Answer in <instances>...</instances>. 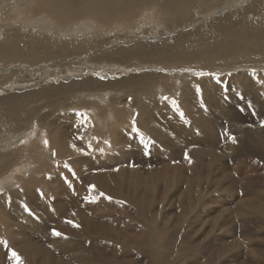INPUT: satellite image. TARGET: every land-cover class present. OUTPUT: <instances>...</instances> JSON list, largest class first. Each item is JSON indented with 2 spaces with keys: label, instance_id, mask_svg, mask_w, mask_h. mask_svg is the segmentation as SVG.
Instances as JSON below:
<instances>
[{
  "label": "bare ground",
  "instance_id": "6f19581e",
  "mask_svg": "<svg viewBox=\"0 0 264 264\" xmlns=\"http://www.w3.org/2000/svg\"><path fill=\"white\" fill-rule=\"evenodd\" d=\"M191 1L192 0H166V2L170 4L171 7L176 8L174 11L176 12V14H178V16H184L189 13ZM240 1L241 0H226L225 2L229 4L228 8L226 7L228 5H225L224 3L219 7V9L213 11L214 15L212 17H215L218 14L223 15L219 18L220 23L217 27L219 28L218 31L222 32L224 37L221 41H218L220 37L216 39V41L218 42H216L214 45L219 47L224 46L226 48H229V50H236L238 46L243 47L246 41V37L253 34L256 38L259 39V43L264 47L263 24H237L234 20H232L233 18H231L229 14H223L228 13L231 8L236 9V7L234 6L237 5ZM133 2L141 4L142 0H0V13L1 15H3V12H5V15L11 16L10 18L13 17V22H15L23 15H26L29 10L48 11L64 18L71 17L73 15H75V17L79 15H86L84 16V18L86 17V20H83L80 24V28L85 29L87 27H95L94 20L90 18L93 14H96L98 18H101L105 21L114 19L119 16L118 13L123 6V9H127L128 11L134 10L135 8L132 6L134 5L132 4ZM156 19L157 18H154L153 20ZM182 19L183 18H179V20ZM205 19H207V17ZM1 22L2 24L4 23L3 21ZM30 22H32V20L27 21L26 24ZM161 23V20L158 18V26L164 25L163 23ZM2 24H0V26ZM80 28H78V24L77 27H73V29L68 26V29L71 31L76 29L79 30ZM58 29H60V27ZM99 30L96 31L98 32ZM186 33L183 32V34H180L179 37L176 38V49L164 44L163 41H159V44L156 43L149 46L148 44H150V42L147 40H153L152 38L157 36L156 33H152L151 36L146 35L147 37L142 38L145 39V42L148 43H143L144 40L141 41L138 38L136 40H129L131 38V35H129L130 38L124 39L128 40L126 41L127 43H125V45H123L122 43L120 45H113V47L111 46L110 49L102 52L103 54H101L100 59H106L109 57H117L118 59L120 57H127L130 54L132 56L133 53L146 52L147 54L153 53V55L158 57H156L157 60L160 59L165 61V59L169 60V57L176 51V55L180 53V55L184 58H188L193 55L195 56L196 54L203 52L205 53V42H194L192 44L188 43V45L185 46H178L179 42H188L189 40L187 36L193 35L194 31L190 33L188 31ZM101 35H98L99 38ZM126 35H128V33ZM5 38L3 41H0V60L3 61L0 62V65H2L0 66V96L4 95L3 92L5 90H7L6 92H9L8 89H6L8 88L6 87V83L15 84L16 88L25 89L26 87V89H28L27 87L31 84H28V82H31V80H36L41 84V80H47L48 78L70 76V74L73 73H75V75L77 73V75L79 76L80 72L87 71L88 66H86L85 64H83L85 66L79 64L80 66H76L77 68L72 66V68L70 69H64V67L62 69L60 67H54L58 62H56L53 67H50V65H46L47 61L46 63H44L43 60L35 62L38 58V52L36 51L37 49L34 42L31 40L26 45V47L28 46L27 50H29V53L27 54V57L29 58L24 59L20 61V63H18V59L15 58L20 56L24 51L23 49L20 50L18 36L16 35L13 37H8L6 39ZM138 40H140L141 42ZM52 46L57 45H55L54 43L43 44L42 47L51 48ZM91 46L90 48H93ZM81 49L80 52H82ZM163 50L169 52V56L165 57L163 55V52H161ZM44 55H46V53ZM208 57H210V55ZM148 59H150V57ZM148 59L147 62H149ZM157 60L155 59L153 63L157 64ZM160 60H158V64ZM80 61L81 60L79 59V63ZM141 61L144 60L142 59ZM112 62L116 63V65L114 66L112 64H107L103 67H100V65L96 66L100 68V71L96 70L97 73L102 74L109 71L115 73V70L128 68L129 66L120 63L121 61ZM60 63L62 64V62ZM74 63L76 64L77 62ZM15 65L19 67L15 68ZM58 65L60 66V64ZM6 68L15 69L8 73ZM154 69L156 68L154 67ZM259 74H245L243 76V79H241V84L243 85L242 87L243 89H245L244 92L246 91L248 95L247 98H249V100L252 102H250L249 104H243L244 107H242L244 114L238 112L232 113V116L234 118L241 120V122L239 123H237L236 121H232L235 125L231 123V121H228L227 123V120L229 119L226 118L225 121H212L213 119L211 120V115H206L203 112L204 106L196 104L193 105L194 107L191 108L190 112H185V117H183V112L180 109L174 107L176 106L174 102H172L171 100L163 101L162 98L161 104L159 105V99L157 100L155 97H151L149 93L148 96L146 93H144L146 90L142 92L141 87L137 90L138 92H136V90L130 91V99L134 98L135 104H128L127 102H123L121 98H119V100H115L114 102L105 101V98L107 97L106 95L108 87H115L116 85L122 86L123 83L128 82V78L127 80L126 78H124V80L122 78L121 82H113L110 80H94L90 78L92 77L91 75L89 78L85 77L86 79L79 81L76 80L78 77L77 76L73 79L70 78L69 82L60 83L51 87L49 86L41 90L39 89V91H34L33 89V92H27L20 95L7 94V96L5 95L2 97L3 100L0 97V101L6 104H14L16 101L30 98L38 93H43V95L48 94L54 97H56V95H59L61 97V99L59 100L60 102L55 104V108L53 109V111L51 110V112L41 113V111L39 110L32 113L26 112L22 115H19L18 117H15L14 119H4L0 123V189L2 188L5 190L0 192V254L3 251H6V248L9 251H15L20 256L24 264H33L34 260H49L51 255L47 254V249L42 247L41 244L34 243L32 239L28 237L29 234L26 235V230L23 231L21 225L19 226L17 224H12V219L16 218L25 224V228L28 227V229L37 231L45 227L44 219L47 218L52 221L54 230L61 233V235L57 236L54 235L53 232H47L44 237L45 239L54 238L57 241H63L64 246L66 244V247L68 246V249H71L75 245H79L86 240L95 242L87 250V253L89 254V257L87 259H89L90 264H100L99 262L104 261L108 256H112L115 258L118 257L117 254L120 253V251L117 247V239H115V228L112 225L113 221L115 222V220L112 218V214L109 215V213L112 212L111 207L113 206V202L116 201L115 198L118 197V199L123 202L134 203L135 207H137L138 210H146L149 205L153 204V200L152 198H150L151 196L149 192L155 190V188H158L157 183L159 182V180H164L163 183H165L166 191H169L173 187V178L178 172V167L174 165L173 162H169V164H165L166 166L163 165L161 167H158L157 169L155 167L151 171V174L153 173L152 176H154L157 180L156 185H150L146 189H144L142 186L143 191L140 193L141 180H139L136 175L132 174V172H127V170L123 169V167L121 166L116 169L115 167L107 163V160L125 161L128 158V152L126 151L131 150V147H133V143L136 145L150 144L151 147L154 146L158 149L163 148L165 142L170 143L171 141L175 143L176 148L178 146H181V149L183 148L182 150L180 149L178 151L179 155H184L185 158L188 159L189 157L192 158V165L188 163L191 165L189 167L192 168L195 165V167L198 168L200 167V163L201 165L205 166L206 162L202 163L203 161H205V158H209L208 164H212L213 166L214 163L221 162V151L219 150L220 147H217L215 145L222 144V142L224 141H221L220 136L217 133H214V130L218 128V124L224 123L225 127H227L229 130H234L237 133L235 136V143H233L231 139L225 141V144L228 146V148L232 149V153H230V155L236 157L237 164L234 167L233 173L227 172V175H225L224 178H226L227 176L230 181L233 182L240 179V181L244 183L245 187H250V185L254 186L257 183L260 184L257 186L264 187V132L260 133L261 131H264V128L256 132L255 127L248 124V122H250L249 114H258L253 111L252 105L261 100H264V75L262 76L260 74L262 76L261 77L258 76ZM88 75H90L89 72L86 76L88 77ZM25 76H29L32 78L27 80L25 79ZM256 76L261 78L257 79ZM195 79L196 78H194V80ZM157 80L160 79L157 78ZM172 81L175 80L173 79ZM208 81L210 82L211 80ZM214 82L216 81L214 80ZM214 82L213 85L215 86L217 82L215 84ZM164 83L165 82H163V84ZM169 83L171 82L169 81ZM237 83L239 84V82ZM128 84L130 83L128 82L127 85ZM174 85H176L175 82ZM174 85L168 87V89L171 91L168 92L166 90L168 95L174 89ZM165 86L166 84H164V89L167 88V86ZM102 87L105 88L99 89ZM159 87L161 86L159 85ZM149 88H151V86ZM205 88L207 87L205 86ZM223 88H225L224 83ZM233 88L236 89L235 87ZM22 89L20 90L22 91ZM194 89H196L195 85ZM239 89L242 91L241 88ZM224 90L226 89H223V91ZM83 92H88L90 97L92 96L97 99L89 100L86 96H84V94H79ZM70 93L71 95H75L76 98L83 99L80 101H76V98H74L72 100L75 101H65L64 99L66 97L72 98L71 96H68V94ZM209 93L210 92H208V94ZM196 94H198V92H196ZM232 94L234 93L232 92ZM221 99L222 98H220L219 100ZM99 100L106 103L100 105L98 102ZM200 103L202 102L200 101ZM164 105H166L172 111V114H168L169 116L171 115V117H175L174 121L170 119L169 121H167L166 115L159 109V107L162 109ZM205 107H207V105ZM72 109H75V111H73ZM150 109L153 114H155V117L157 118L159 124L151 121V118L148 117ZM58 112H60V114H58ZM81 114L84 115L81 116ZM129 114L133 115L130 116ZM105 115L106 117L108 116L106 120L109 121L110 117L111 119L112 117L115 118H113L109 123H106ZM242 116H246L248 118V122L244 121V119L241 118ZM11 120H13L14 122L10 123ZM71 121L73 122L72 124H74L73 126L75 127H71L69 124H66L71 123ZM34 123L37 126L35 128L34 126H32ZM260 125H263V123H261ZM134 127L139 131H134ZM184 134L189 136V139H191V142H193H188V144L182 145L180 143L181 141L179 142V140L180 137ZM44 140L48 141L47 146H45ZM200 143H208L209 145H205L206 147L196 146ZM53 152H55V156L52 155ZM65 164H67L68 167H65ZM28 170L29 173L24 174ZM69 172L71 173V176H69ZM76 173L79 177H81V175L85 177V184L88 186L90 194L89 198L91 205L89 207L87 206V203L82 202L81 198L77 194V191L80 189L83 183H81V179L80 181H76V179L74 178V174ZM194 180L193 183L190 182L189 184V195H193V189L199 190L198 179L195 181ZM175 181L177 180L175 179ZM16 183V189L7 192ZM90 186L95 187L91 188ZM36 191L41 198L38 201H36L35 198ZM101 193L103 195H101ZM128 193H133V195H129ZM143 194L148 195L142 196ZM199 194L200 193L196 194L197 199H200ZM108 197H111V199H108ZM93 199L95 202H93ZM250 202L252 203V201ZM186 207L188 208V210L192 211L196 208V204H194V202H190V204ZM249 209H251L250 211L253 214L262 215L264 214V203L251 204L249 206ZM110 219H112L113 221ZM69 221H71V223H69ZM156 223L157 216L151 215L149 218V226L146 231H142L138 235H130L128 237V245L126 243L120 244V250L122 251V254H124V256H126V254H148V256L155 262V264L161 262L165 256V253H163L162 251L165 243L163 241V234H160V237L158 236ZM146 236H148V240L142 241L141 239ZM131 242L134 244H132ZM94 261H97V263H94ZM109 261L105 260L106 263L110 264ZM0 264H3L1 260Z\"/></svg>",
  "mask_w": 264,
  "mask_h": 264
},
{
  "label": "rangeland",
  "instance_id": "374dc122",
  "mask_svg": "<svg viewBox=\"0 0 264 264\" xmlns=\"http://www.w3.org/2000/svg\"><path fill=\"white\" fill-rule=\"evenodd\" d=\"M225 1L226 0H192L190 2L189 13L184 16H178V14H176V12L174 11L176 8L171 7L170 4L166 2V0H142L141 4L133 2L132 4L134 5L132 6L135 9L132 11L129 10L130 12L127 9H123V6L118 13L119 16L114 19L105 21L101 18H98L96 14H93L90 18L94 20L95 27H87L88 29L80 28V24L82 23V21L86 20V17L84 18V16L86 15H79L76 17L75 15H73L71 17L64 18L59 17L57 16V14L48 11L29 10L26 15H23L22 17L18 18L15 22H13V17L10 18L11 16L5 15V12H3V15H1L0 13V24H2L1 21L4 22L0 26V34H2L0 35V41H3L5 37L8 38L17 35L20 50H24L20 56L15 58L18 59V63H20V61L24 59L29 58L27 57L29 50H27L28 46L26 47V45L31 40L34 42L35 47L37 49L36 51L38 52V58L35 62L43 60L44 63H46L47 61V63L49 64L46 63V65H50V67H53L56 62H58L56 64L57 66L55 65L54 67H60L62 69L63 67L64 69H70L72 68V66L77 68L78 66H80L79 64H81L82 66H88L86 71L87 73L84 71L80 72L79 76L77 75V73L76 75L75 73H73L70 74V76L48 78L47 80H41V84L36 80H31V82H28V84L31 83L27 87L28 89H26L25 87V89L23 88L24 90L22 88H16L15 84L6 83V87H8L6 89H8L9 92H6L7 90H5L3 92V96H7V94L20 95L27 92H33V89L34 91H39V89L41 90L49 86L51 87L60 83L69 82L70 78L73 79L77 76L78 77L76 80L79 81L89 78L91 75L92 77L90 78L94 80H110L113 82H121L122 78L123 80L124 78H126V80L128 78V82L130 83L128 85V82H126L123 83L122 86L116 85L115 87H108L106 95L107 97L105 98V101L114 102L115 100H119V98H121L123 102H127L128 104H135L134 98L130 99V91L136 90V92H138L137 90L141 87L142 92L146 90L144 93H146L147 95L149 93L151 97L153 96L157 100L159 99V105L161 104L162 98L163 101L171 100L172 102H174L176 104V106L174 107L180 109L183 112V117H185L184 113L190 112L191 108L194 107L193 105L196 104L204 106L203 112L206 115H211V120L213 119L212 121H225L226 118L229 119L227 120V123L228 121H231V123H233L232 121H236L237 123H239L241 122V120L234 118L232 116V113L238 112L244 114L243 104H249L250 102H252L249 100V98H247L248 95L246 91L244 92L245 89H243L242 87L243 85L241 84V79H243V76L245 74L247 75L260 73L262 76L264 75V47L259 43V39L256 38L253 34L251 36L249 35L248 37H246L244 46H238L236 50H229V48H226L224 46L219 47L214 45L216 42L223 40L224 37L222 32L218 31L219 28L217 27L220 23L219 18L223 15L218 14L215 17H212L214 15L213 11L219 9V7L222 6L224 3L225 5H228L226 6L228 8V1ZM234 7H236V9H232L230 7V13L228 12L223 14H229L231 18H233L232 20H234L237 24L244 23L264 25V0H241ZM131 13L133 16L131 15ZM206 17H209V19L202 21V19ZM154 18H159L165 26H158L157 19L153 20ZM179 18L183 19L179 20ZM25 20H32V22L26 24L27 21ZM76 22L78 24V28L80 29L72 31L69 30L68 26L71 27V29H73V27H77ZM59 27L60 29H58ZM96 30L99 31L97 32ZM151 31L153 34L156 33L157 36L152 38L154 42L151 39L147 40L150 42V44H148L149 46L156 43L159 44L163 41L164 44L169 45L171 46V48L175 49L177 47V44H175L176 38H178L180 34H183V32L186 33L189 31L190 33L194 31L193 35L187 36L189 40L188 42H179L178 46H185L188 45V43L192 44L194 42H205L206 50H204L206 52L196 54L198 58L196 55V57L193 55L188 58H184L180 55V53L176 55V51L169 57V60L165 59L164 61L158 59L160 60L159 64L157 56L153 55V53L147 54L146 52L133 53L134 55L132 54V56L130 54L127 56L129 59L127 57H120L118 59L117 57L100 59L101 54H103L102 52L110 49L111 46L113 47V45H120L122 43L123 45H125V43H127L126 41L128 40L124 39L130 38L129 35H131V38L129 40H136L138 38L141 41L144 40L143 43H148L145 42V39L142 38L151 36ZM94 33L95 35L97 34L96 36L98 38L94 35ZM127 33L128 35H126ZM101 34H103L104 36ZM98 35H101L100 38ZM216 39H218V41H216ZM51 43H54L57 46H52L51 48L42 47L43 44ZM89 45H92L91 47L93 48H90ZM80 49L82 50V52H80ZM161 52H163V55L165 57L169 56L170 54L169 52H166V50H163ZM43 53L49 55L46 56ZM139 54L145 57H142ZM148 55L150 59H148ZM209 55L210 57H208ZM154 58L157 60V64L153 63V61L155 60ZM79 59L81 60L80 63ZM142 59L144 61H141ZM147 59L149 62H147ZM112 61H121L120 63L129 66L128 68L117 69L115 70V73H112L111 71L102 74L97 73L96 70L100 71V68L96 66L100 65V67H103L107 64H112L115 66L116 63ZM0 62L3 61L0 60ZM51 62L54 64H52ZM60 62H62L64 66ZM74 62H77L78 65ZM58 64H60V66ZM14 67L17 68L19 66L15 65ZM154 67L156 69H154ZM15 68L6 69L9 73ZM88 72L90 75H88L87 77L86 75L88 74ZM260 74L258 76H261ZM129 75L132 77H130ZM258 76H256L257 79L262 77ZM30 78L32 77L25 76V79L27 80ZM157 78L160 80H157ZM194 78H196L197 80H194ZM173 79L175 81H172ZM207 79L211 81L209 82ZM164 80H166L167 82ZM214 80L217 83L214 82ZM169 81L171 83H169ZM163 82H165L164 84H166L167 86L166 89H164ZM174 82L176 85H174ZM213 82L214 84L216 83L215 86L213 85ZM237 82H239L240 85ZM223 83L225 88H223ZM159 85L161 87H159ZM173 85L174 89L168 95L166 90L168 92L171 91L168 89V87ZM194 85L196 89H194ZM144 86L147 87L145 88ZM150 86L151 88H149ZM205 86L207 88H205ZM233 87H235L236 89H234ZM103 88L105 87L99 89ZM208 88L211 89L209 90ZM231 88L234 90H232ZM239 88H241L242 91ZM20 89H22V91ZM223 89L226 90L223 91ZM162 90H164L165 92ZM237 90L239 91V93ZM88 92H83L79 94H84V96H86L89 100L97 99L92 96L90 97ZM196 92H198V94H196ZM208 92H210V95L208 94ZM232 92L234 94H232ZM220 93L223 94L221 95ZM193 94L198 98L195 97ZM3 96H0L2 100ZM34 96L27 99H21L20 101H16L14 104H6L0 101V123L4 119H14L15 117H18L19 115H22L26 112L32 113L38 110L41 111V113L51 112V110L53 111V109L55 108V104L60 102L59 100L61 99L59 95H56V97H54L48 94L43 95V93H38ZM68 96H71L72 98L66 97L64 99L65 101L71 102L75 100L80 101L83 99L76 98L75 95H71V93L68 94ZM74 98L76 99L72 100ZM220 98L222 99L219 100ZM200 101L202 103H200ZM98 102L100 105L106 103L101 100H99ZM206 105L207 107H205ZM164 107H162V109L159 107V109L166 115V120L169 121L170 119L174 121L175 117H171V115L169 116V114H172V111L166 105H164ZM252 109L255 113L258 114H249L250 122L247 121L248 118L246 116H242L241 118L244 119V121H247L249 125L254 126L256 132H258L259 130L264 128V100L253 104ZM72 110L75 111V109ZM150 111L148 113V117L151 118L150 120L156 122V124H159L157 118L155 117V114H153L152 111L150 114ZM58 114H60V112H58ZM107 118L108 116L106 117L105 115V120ZM113 118L115 117H112V119ZM112 119L110 117V121H112ZM110 121L106 120L105 122L109 123ZM13 122V120L10 121V123ZM72 123L73 122L71 121V123L66 124H69L71 127H75ZM261 123H263V125H260ZM34 124L32 126H34V128L37 127L36 124ZM218 125L219 126L217 129L214 130V133H217L220 136L221 141H224L222 142V144L215 145L217 147H220L219 150L221 151V162L214 163L213 166L212 164H208L209 158H205V161L202 162H206L205 166L201 165L200 163L201 168H196L195 165L192 168L189 167L192 165V158L186 156L189 157L188 159L185 158L184 155H179L178 151L181 149V146H178L176 148L175 143L171 141L170 143L165 142L163 148L158 149L154 146L151 147L150 144L136 145L133 143V147H131V150L126 151L128 152V158L125 161L107 160V163L115 167L116 169L121 166L123 167V169H126L127 172H132V174L136 175V177L141 180L140 193L143 191V188L146 189L150 185H156L157 180L154 176H152L153 173L151 174V171L155 167L157 169L158 167H161L163 165L166 166L165 164H169V162H173L174 165L178 167V172L173 178L174 183L171 190L166 191L165 183H163L164 180H159V182L157 183L159 189L155 188V190H150L151 192L148 191L151 196L150 198H152L153 200V204L149 205L146 210H138V208L135 207L134 203L123 202L118 199V197L115 198L116 201L113 202V206L111 207L112 212L109 213V215L112 214V218L115 220L114 222L112 219H110L113 221L112 225L115 228L116 232L115 239H117V247L120 253L117 254L118 257L116 258L108 256L107 258H105V260L109 261L111 259L109 261L110 264H155V262L148 256V254H126V256H124V254H122V251L120 250V244L126 243L128 245V237L130 235H138L142 231H146L148 229L149 218L151 215H153L157 216L156 226L158 229V236L160 237V234H163V241L165 243V246H163L162 248V251L163 253H165V256L162 261L159 262L161 264H264V214L256 215L251 213V209H249V206L251 204L264 203V187L257 186L260 185L257 182H255L257 183L255 184L256 187L255 185L245 187L244 183L240 181V179L233 182L230 181L227 176L226 178H224V176L227 175V172L233 173L234 167L237 164L236 157L230 155V153H232V149L228 148V146L225 144V141L230 139L229 136L235 137L237 133L236 131L231 129L229 130L227 127H225L224 123H220ZM262 132L264 131H261L260 133ZM225 133H227V135ZM179 142L182 145H186L188 144V142H191V139H189V136L184 134L180 137ZM205 145L209 144L200 143L196 146L206 147ZM188 163H190L191 165ZM28 173L29 170L24 174ZM69 176H71L70 172ZM74 178L76 179V181H80L81 179V183L83 184L77 191V194L81 198L82 202L87 203V206L89 207L91 205L89 198L90 194L88 186L85 184V177H83V175L79 177L76 173L74 174ZM195 178L198 179L199 190L193 189V195H189V184L190 182L193 183V180ZM175 179L177 181H175ZM16 187L17 183L7 192L16 189ZM261 190L263 191V193ZM2 191L5 190L1 188L0 192ZM164 191L168 193L166 194ZM198 193H200V199H197L196 194ZM128 194L133 195V193ZM147 195L143 194L142 196ZM86 197L88 199H85ZM35 198L36 201L41 199L37 191L35 192ZM249 199L250 201H252V203L249 201ZM190 202H194V204H196V208L192 211L188 210V208L186 207L190 204ZM12 220V224H17L19 226L21 225L23 231L26 230V235L29 234L28 237L32 239L34 243L41 244L42 247L47 249V254L51 255V259L49 258V260L47 259L43 261L34 260L33 264H90L89 259H87L89 257L87 250L95 242H90L86 240L79 245H75V248L72 246L73 248L68 249V246L66 247V244L64 246L63 241H57L54 238H44L47 232L51 233L54 230L53 223L50 219H44L45 227L37 231L28 229V227L25 228V224L16 218H13ZM141 240H148V236L142 238ZM76 248L79 252L76 250ZM7 250L8 249L6 248V251H3L0 254V260L2 261V263L17 264V261L12 256V251ZM105 260L100 261L99 263L108 264L105 262ZM47 261L51 262L49 263ZM94 263H97V261H94Z\"/></svg>",
  "mask_w": 264,
  "mask_h": 264
},
{
  "label": "snow or ice",
  "instance_id": "6c2138e0",
  "mask_svg": "<svg viewBox=\"0 0 264 264\" xmlns=\"http://www.w3.org/2000/svg\"><path fill=\"white\" fill-rule=\"evenodd\" d=\"M83 115H84V114H81V116H83ZM133 130H134V131H139V130L136 129L135 127H134ZM225 134L227 135V133H225ZM229 138L232 140L233 143L236 142L235 137L229 136ZM44 144H45V146H47V145H48V141H47V140H44ZM52 155L55 156V152H53ZM65 167H68V165L65 164ZM69 170H71V169H69ZM90 187H91V188H94L95 186H90ZM101 195H103V194L101 193ZM85 199H88V198L86 197ZM108 199H111V197H108ZM93 202H95L94 199H93ZM69 223H71V221H69ZM53 234H54V235H57V236L61 235V233H59V232H57V231H55V230L53 231ZM12 256H13V257L15 258V260L17 261V264H23V262H22L20 256H19L15 251H12Z\"/></svg>",
  "mask_w": 264,
  "mask_h": 264
},
{
  "label": "water",
  "instance_id": "95a60500",
  "mask_svg": "<svg viewBox=\"0 0 264 264\" xmlns=\"http://www.w3.org/2000/svg\"><path fill=\"white\" fill-rule=\"evenodd\" d=\"M210 18H212V17H210ZM207 19H209V18H207ZM206 19L204 18V19H202V21H205Z\"/></svg>",
  "mask_w": 264,
  "mask_h": 264
}]
</instances>
